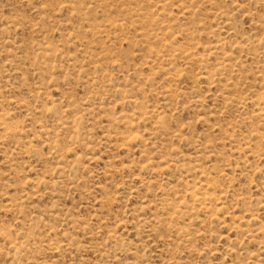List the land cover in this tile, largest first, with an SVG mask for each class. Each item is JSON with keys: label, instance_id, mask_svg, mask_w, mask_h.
<instances>
[{"label": "rangeland", "instance_id": "obj_1", "mask_svg": "<svg viewBox=\"0 0 264 264\" xmlns=\"http://www.w3.org/2000/svg\"><path fill=\"white\" fill-rule=\"evenodd\" d=\"M0 264H264V0H0Z\"/></svg>", "mask_w": 264, "mask_h": 264}]
</instances>
